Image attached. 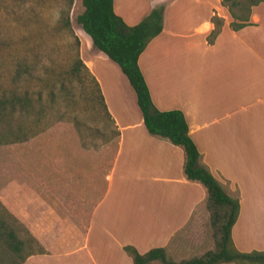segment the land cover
<instances>
[{
	"label": "crops",
	"instance_id": "obj_1",
	"mask_svg": "<svg viewBox=\"0 0 264 264\" xmlns=\"http://www.w3.org/2000/svg\"><path fill=\"white\" fill-rule=\"evenodd\" d=\"M112 7L128 26L151 9H162L161 32L137 59L151 103L159 111L182 113L201 162L237 192L233 247L264 251V14L253 7L249 24L232 31L219 0H112ZM213 16L222 25L208 44ZM83 36L79 58L96 80L118 134L114 159L82 237L71 232L82 228L63 215L55 199L0 192L7 212L20 219L33 216L28 226L39 228L32 235L41 250L22 264H131L125 246L139 254L164 248L173 260L200 255L211 243L208 236L194 239L181 232L195 212L206 215L203 189L183 178L179 148L147 134L118 67ZM107 82L110 89L104 90ZM47 201L55 202L62 231L45 240L41 217L34 214L48 216Z\"/></svg>",
	"mask_w": 264,
	"mask_h": 264
},
{
	"label": "trees",
	"instance_id": "obj_2",
	"mask_svg": "<svg viewBox=\"0 0 264 264\" xmlns=\"http://www.w3.org/2000/svg\"><path fill=\"white\" fill-rule=\"evenodd\" d=\"M231 18L228 27L237 31L248 23L250 8L264 4V0H219ZM72 0H69L71 5ZM80 12L74 17L78 29L90 40L91 46L114 63L129 87L132 89L136 106L141 115L142 124L147 134L155 139L165 141L177 147L182 153L181 173L187 182L198 184L204 192L201 208L208 214L209 226L212 230L211 243L198 256L184 260L170 259L164 248H152L139 254L131 246H125L124 252L131 258V264H264V251L239 252L231 242L230 231L238 214L237 192L218 181L201 162V157L187 134V124L181 112L177 110L159 111L151 103L147 86L137 65V59L148 42L161 32L162 9L153 8L136 25L128 26L117 16L112 7V0H79ZM236 9V12H233ZM212 29L206 37L208 44H212L221 27V20L213 16L210 18ZM63 25L70 28L68 18H64ZM27 66L17 64L14 78L20 77ZM53 82L65 91L67 83L92 84L90 95L95 96L92 101L101 108V112L111 121L112 129L117 137L113 121L106 111L103 97L97 82L89 73L78 56L62 74H54ZM53 83V84H54ZM52 93V92H50ZM40 101V100H39ZM39 101L33 102L27 97L26 91L5 94L0 93V147L7 148V155L0 157V192H11L18 196L39 199L47 195L55 199L62 208L63 215L79 225L82 230L75 231L82 237L84 228L88 227L90 214L99 201L102 193L96 198H87L77 190L76 181H60L51 177L41 162L31 163L26 141L34 134L27 133V126L33 118L34 110L42 107ZM37 103V104H36ZM39 104V105H38ZM36 112L35 114H37ZM34 119V124L40 123V113ZM36 134L39 132H35ZM24 145V146H23ZM116 139L113 152L106 162L102 179L114 159ZM42 154V152H41ZM36 160L41 157L36 156ZM7 185V186H6ZM0 207H3L0 202ZM9 214V212H7ZM197 212L183 229L181 234L188 238H198L190 231L195 228L192 223ZM0 255L10 263L22 264L29 253H24L23 242L10 229L0 232ZM16 260V262H14Z\"/></svg>",
	"mask_w": 264,
	"mask_h": 264
},
{
	"label": "rangeland",
	"instance_id": "obj_3",
	"mask_svg": "<svg viewBox=\"0 0 264 264\" xmlns=\"http://www.w3.org/2000/svg\"><path fill=\"white\" fill-rule=\"evenodd\" d=\"M254 7L255 12L264 14V4ZM80 10L79 0H72L71 5L69 0H0V93L24 89L31 101L40 100L42 112L34 110L27 126V133L34 134L26 141L30 162L34 165L41 162L50 176L60 181H76L80 195L96 199L103 191L102 173L115 145L112 123L92 101L95 96L90 95L92 84L89 81L67 83V89L61 91L58 82L54 83L52 79L54 74L67 70L76 56L79 57L84 36L73 20ZM224 10L227 20H231L225 7ZM66 17L69 29L63 25ZM17 64L27 67L15 79ZM103 89H110L108 82L103 84ZM125 100L129 101V98ZM36 112L43 117L35 125ZM7 148L0 147V157L7 155ZM34 153L41 159L36 160ZM1 183L0 179V188ZM43 205L48 216L40 214V210L34 215L37 219L41 217L47 240L54 234H61V219L54 213L55 202L47 201ZM26 217L20 219L0 207V232L12 230L23 242L24 253L38 252L41 248L32 234L39 228L31 230L28 225L33 224V216ZM192 221L195 228L190 232L198 238L208 236L211 241L208 214L196 216ZM48 225L51 227L47 229ZM0 264L14 263L0 255Z\"/></svg>",
	"mask_w": 264,
	"mask_h": 264
}]
</instances>
